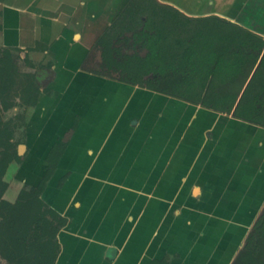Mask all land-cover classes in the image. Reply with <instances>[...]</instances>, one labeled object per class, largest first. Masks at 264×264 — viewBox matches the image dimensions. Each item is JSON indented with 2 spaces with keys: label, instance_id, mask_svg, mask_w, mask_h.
<instances>
[{
  "label": "crops",
  "instance_id": "1",
  "mask_svg": "<svg viewBox=\"0 0 264 264\" xmlns=\"http://www.w3.org/2000/svg\"><path fill=\"white\" fill-rule=\"evenodd\" d=\"M156 1L264 39L255 0ZM131 2L0 0L1 52L52 60L54 94L38 100L47 110L23 166L36 186L66 145L42 195L67 219L56 264H236L264 212V125L236 115L264 51L230 114L122 82L96 67Z\"/></svg>",
  "mask_w": 264,
  "mask_h": 264
},
{
  "label": "trees",
  "instance_id": "2",
  "mask_svg": "<svg viewBox=\"0 0 264 264\" xmlns=\"http://www.w3.org/2000/svg\"><path fill=\"white\" fill-rule=\"evenodd\" d=\"M99 47L102 69L109 77L118 74L122 82L230 114L264 51V39L218 16L192 18L156 0H133L100 39ZM11 58L10 49L0 50V254L14 264H56L58 234L67 219L42 195L66 145L53 146L38 185L23 189L15 203L4 199L9 187L4 177L13 162L23 161L14 143L15 132L2 118L12 107L6 98L16 85ZM40 92L36 82L29 81L23 90L27 104H37ZM236 115L264 125V58ZM236 264H264V212Z\"/></svg>",
  "mask_w": 264,
  "mask_h": 264
},
{
  "label": "rangeland",
  "instance_id": "3",
  "mask_svg": "<svg viewBox=\"0 0 264 264\" xmlns=\"http://www.w3.org/2000/svg\"><path fill=\"white\" fill-rule=\"evenodd\" d=\"M246 1L247 0H236L235 5L241 7V5H244ZM254 3L255 7H264V0H255ZM260 14L263 15L264 13L262 12ZM42 57V55H37L34 58L32 57L33 60H31L29 55L22 58L21 52L17 50L12 51L11 60L16 66V71L14 72L16 76V85L11 87L10 97L8 95V99L6 98L7 103H10L12 107L8 111L2 113V118L6 123H10L11 128L14 130V143L17 145L18 152L23 158L22 163L13 162L4 177V180L8 183L9 187L11 185L10 190L8 187V192L6 191L4 199L13 203L17 201L19 194L23 189L33 187V182H35L31 176L28 177V170L25 168L27 166H23V164L26 163L27 160L31 159V156H29L31 149L30 144L34 142L33 139L37 136L38 132V124L42 121V118L46 114L47 110V107L38 105L39 101L35 105L27 104L24 98L25 95L23 94L24 87L28 85L29 81L34 80L36 85L41 88L39 98L41 94L44 93L51 95L54 94L52 91L53 84H51L53 79L46 71V68L51 67L52 60L47 57L43 60ZM101 64L102 62H99L98 66L96 65V68L102 69L103 67ZM6 67L8 66H2V68ZM41 70H44L46 78L42 77V74H40L39 71ZM102 70L106 72L104 69ZM169 73H171V70H169ZM111 76L112 78H119L118 74H113ZM2 101L3 99L0 98V102ZM70 132L71 131H69L66 135L68 138L71 135ZM34 173L38 174L37 172ZM253 231L254 229L252 230V233ZM0 264L14 263L7 260L0 254Z\"/></svg>",
  "mask_w": 264,
  "mask_h": 264
}]
</instances>
